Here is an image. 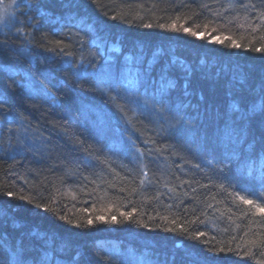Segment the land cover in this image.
<instances>
[{"label":"trees","instance_id":"1","mask_svg":"<svg viewBox=\"0 0 264 264\" xmlns=\"http://www.w3.org/2000/svg\"><path fill=\"white\" fill-rule=\"evenodd\" d=\"M13 4L0 264H264V0Z\"/></svg>","mask_w":264,"mask_h":264},{"label":"rangeland","instance_id":"2","mask_svg":"<svg viewBox=\"0 0 264 264\" xmlns=\"http://www.w3.org/2000/svg\"><path fill=\"white\" fill-rule=\"evenodd\" d=\"M14 0H10L9 2L2 1L0 3V27L5 26L8 24L10 17L13 15V8H14ZM198 36H202L198 34Z\"/></svg>","mask_w":264,"mask_h":264},{"label":"snow or ice","instance_id":"3","mask_svg":"<svg viewBox=\"0 0 264 264\" xmlns=\"http://www.w3.org/2000/svg\"><path fill=\"white\" fill-rule=\"evenodd\" d=\"M246 202H248V201H246ZM248 203H251V202H248ZM262 211H264V209H262ZM89 222H91V221H89Z\"/></svg>","mask_w":264,"mask_h":264}]
</instances>
